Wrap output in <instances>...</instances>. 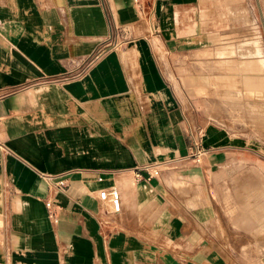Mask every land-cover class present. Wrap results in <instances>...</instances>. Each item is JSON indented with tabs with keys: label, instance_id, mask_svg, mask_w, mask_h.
Listing matches in <instances>:
<instances>
[{
	"label": "crops",
	"instance_id": "obj_1",
	"mask_svg": "<svg viewBox=\"0 0 264 264\" xmlns=\"http://www.w3.org/2000/svg\"><path fill=\"white\" fill-rule=\"evenodd\" d=\"M216 1L0 0V264H246L219 237L218 190L247 153L206 122L211 87L183 60L218 40L202 13L234 9ZM112 187L117 213L98 198ZM226 199L249 218V198Z\"/></svg>",
	"mask_w": 264,
	"mask_h": 264
},
{
	"label": "rangeland",
	"instance_id": "obj_2",
	"mask_svg": "<svg viewBox=\"0 0 264 264\" xmlns=\"http://www.w3.org/2000/svg\"><path fill=\"white\" fill-rule=\"evenodd\" d=\"M230 2L234 9L231 13L225 11L216 15L214 10L202 13L201 19L205 25L201 27V31L218 33V40L204 46L199 44L201 48L193 56H187L183 60L187 63L195 61L192 64H196L197 67L192 70H196L197 74L201 73V78L208 80L211 87L197 90L199 94L211 99L203 101L201 106L207 118L206 122L211 121L225 128L233 140L240 141L238 146L243 147L244 153H247L246 156L240 157L238 162L234 161L242 165H239L238 170L230 171L229 177L224 178L219 187V198H223L219 204L224 208V212H227L225 215H229L225 222L232 231V234H227L224 220L219 218V237L223 238L225 244L229 243L230 239L238 242L234 253L244 260V263L259 264V258L264 253V89L257 83L262 79L264 81V78L242 76L240 69L233 65L244 61L238 59L239 55H256L251 53L255 45L254 52L259 49L257 47L259 45L264 58V0H230L226 4ZM223 4L225 0H218L214 6L220 8ZM216 17L219 20L223 19L225 24L207 26L206 22L214 24ZM146 29L135 34L141 35ZM251 40L257 42L253 41L249 44L250 47L248 45V48L244 47L247 48L245 51L239 47ZM206 46L211 50L204 53ZM222 47H238L239 55L233 50L234 54L224 55V58H231V62L230 60L229 63L222 62L217 58L222 56L215 55V50ZM157 52L162 59V50L159 51L157 48ZM203 152L197 154L194 150L189 159H192L193 163H204ZM183 186L184 183L175 184V191ZM189 187L191 188V185H187V188ZM202 191L205 195V187H202ZM226 198H249V218H232L231 215L235 212H231V202H227ZM243 233L247 234L249 239L243 240L241 236ZM260 264H264V259Z\"/></svg>",
	"mask_w": 264,
	"mask_h": 264
},
{
	"label": "built area",
	"instance_id": "obj_3",
	"mask_svg": "<svg viewBox=\"0 0 264 264\" xmlns=\"http://www.w3.org/2000/svg\"><path fill=\"white\" fill-rule=\"evenodd\" d=\"M195 145V150L197 154H201V146L198 142H194ZM148 167V166H147ZM158 174L157 169H152V173L149 172L150 176H154ZM58 187L64 186V181L63 180H58L57 182ZM98 198L101 202L103 203H108L109 206L111 207L112 211L114 213H117L120 211L121 208V199H120V194L119 191L112 187L110 189H102L98 193ZM45 207L47 210V216L48 218L53 222L57 223L58 222V217L56 213L55 206L53 202L50 199H47L45 201Z\"/></svg>",
	"mask_w": 264,
	"mask_h": 264
},
{
	"label": "bare ground",
	"instance_id": "obj_4",
	"mask_svg": "<svg viewBox=\"0 0 264 264\" xmlns=\"http://www.w3.org/2000/svg\"><path fill=\"white\" fill-rule=\"evenodd\" d=\"M255 43V42H254ZM253 44V43H252ZM255 45V44H254ZM247 46V45H246ZM249 46V45H248ZM256 46V45H255ZM255 46H253V50L255 51ZM250 47V46H249ZM258 47V46H257ZM248 48V47H247ZM240 49V48H239ZM246 49V48H245ZM245 49H244V51H245ZM257 49V48H256ZM234 50H236L235 49V47H234ZM248 51H250L249 49H248ZM252 52L251 51V53L253 54V53H256V55H258L259 54V49L256 51V52ZM240 52V51H239ZM234 53H235V51H234ZM250 53V52H249ZM244 54V53H243ZM249 55H251V54H249ZM240 68H241V70H251V71H260V73L261 72H264V61H262V60H257V59H253V60H249V61H246V60H244L242 63H240ZM259 73V74H260ZM242 74V73H241ZM248 75V74H247ZM264 78V77H263ZM262 81H263V79H262ZM264 82V81H263ZM262 88H264V84L262 85Z\"/></svg>",
	"mask_w": 264,
	"mask_h": 264
}]
</instances>
